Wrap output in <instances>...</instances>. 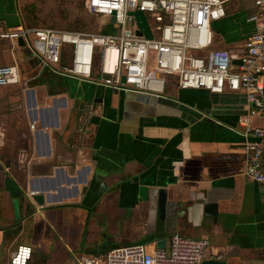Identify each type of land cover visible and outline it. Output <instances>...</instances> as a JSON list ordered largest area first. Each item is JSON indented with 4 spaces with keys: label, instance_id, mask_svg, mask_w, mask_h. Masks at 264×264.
Wrapping results in <instances>:
<instances>
[{
    "label": "crops",
    "instance_id": "obj_1",
    "mask_svg": "<svg viewBox=\"0 0 264 264\" xmlns=\"http://www.w3.org/2000/svg\"><path fill=\"white\" fill-rule=\"evenodd\" d=\"M20 1L0 0V28L24 25ZM236 1L213 29L223 33L214 46L237 56L256 7ZM11 65L20 81L0 85V264L18 245L68 255L30 264H77L122 245L167 249L173 234L209 241L197 264H264V189L244 176L242 94L116 91L52 73L0 40V68ZM251 122L264 129V116ZM6 177L42 203H20L17 216Z\"/></svg>",
    "mask_w": 264,
    "mask_h": 264
},
{
    "label": "built area",
    "instance_id": "obj_2",
    "mask_svg": "<svg viewBox=\"0 0 264 264\" xmlns=\"http://www.w3.org/2000/svg\"><path fill=\"white\" fill-rule=\"evenodd\" d=\"M230 1L82 0L87 13L104 17L112 33L22 24L0 28V40L16 45L21 39L52 73L116 91L159 97L173 87L242 94L248 106L237 119L244 138V176L264 189V129L251 122L253 117L264 116V0H253L256 11L246 19L252 30L236 56L239 65L232 64L228 49L214 46L212 37L213 25L226 18ZM135 11L146 17L151 39L136 34L137 24L130 14ZM19 81L16 65L0 68V85ZM208 245L206 239L173 234L167 249L122 245L100 256H81L77 264H197ZM31 259L32 248L18 245L9 264H30Z\"/></svg>",
    "mask_w": 264,
    "mask_h": 264
},
{
    "label": "rangeland",
    "instance_id": "obj_3",
    "mask_svg": "<svg viewBox=\"0 0 264 264\" xmlns=\"http://www.w3.org/2000/svg\"><path fill=\"white\" fill-rule=\"evenodd\" d=\"M237 2L236 0L230 2L226 5V8L229 10ZM19 7L22 23L27 27H45L55 30H74L92 33L101 31L106 25V19L104 17L87 13L82 0H21ZM148 22L152 27V22L149 17ZM222 36V32L219 31L216 34L215 30L212 31L213 42L217 40V42L221 43ZM67 50H70V46L67 47ZM125 242L128 243L129 241H124L123 244ZM73 244L76 243L73 242ZM50 245H52V242ZM57 253L59 254L57 258L61 257L66 259V256H68L66 251H63L59 245H57V248L56 245L54 247L51 246L50 249L44 248V252L36 248L32 249L33 257L35 255L42 257L43 255H53L55 257ZM77 259L75 258V260Z\"/></svg>",
    "mask_w": 264,
    "mask_h": 264
},
{
    "label": "water",
    "instance_id": "obj_4",
    "mask_svg": "<svg viewBox=\"0 0 264 264\" xmlns=\"http://www.w3.org/2000/svg\"><path fill=\"white\" fill-rule=\"evenodd\" d=\"M130 14L135 18V21L137 24L136 34L138 36L143 35L146 38L151 39L152 34L150 32V29H149V26H148V23L146 21V17L144 16V14L140 11L131 12ZM110 21L114 22V18L111 17ZM18 44L20 46L23 45V42L21 39H18ZM231 58H232V64H234V65L240 64V61L236 59L235 54L231 53ZM263 84H264V75H263ZM4 190L12 198V200H13L12 204H13L14 212L17 216H18L20 203H22V204L24 203L25 205H27L29 203L30 199L33 200L34 202H36L38 205H40L42 203V196L41 195H33V196L25 195L24 193H22V191L20 190L18 185L9 177L5 178ZM158 218L159 219L164 218V210H163L162 206L159 207ZM201 264H224V263L222 261H219V260H208V261H204Z\"/></svg>",
    "mask_w": 264,
    "mask_h": 264
},
{
    "label": "trees",
    "instance_id": "obj_5",
    "mask_svg": "<svg viewBox=\"0 0 264 264\" xmlns=\"http://www.w3.org/2000/svg\"><path fill=\"white\" fill-rule=\"evenodd\" d=\"M113 31H114V29H113L110 25L105 26V27L101 30L102 33H112Z\"/></svg>",
    "mask_w": 264,
    "mask_h": 264
}]
</instances>
